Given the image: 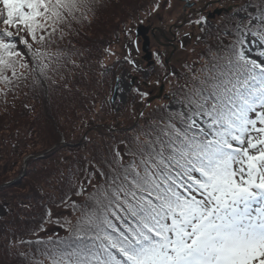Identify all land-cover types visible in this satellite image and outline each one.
<instances>
[{"label": "snow or ice", "instance_id": "snow-or-ice-1", "mask_svg": "<svg viewBox=\"0 0 264 264\" xmlns=\"http://www.w3.org/2000/svg\"><path fill=\"white\" fill-rule=\"evenodd\" d=\"M75 8L76 0H0V80L16 75L22 55L13 29L43 42L47 22ZM237 11L230 41L176 85L165 117L123 151V141L113 144L78 181L77 196L93 189L86 202L61 201L80 214L65 221L67 237L36 241L35 264H264V0ZM32 55L44 73L48 54Z\"/></svg>", "mask_w": 264, "mask_h": 264}, {"label": "rangeland", "instance_id": "rangeland-1", "mask_svg": "<svg viewBox=\"0 0 264 264\" xmlns=\"http://www.w3.org/2000/svg\"><path fill=\"white\" fill-rule=\"evenodd\" d=\"M141 1V3L137 2L134 7H128L125 9V13L129 11L133 12L128 16V18H125L124 22H122V24H125L124 28L126 30L124 31L122 24H120L118 27H116L119 29L118 35H113L112 38V35L110 36V30L115 27L114 22H116L118 19L114 18L113 22L104 25V17L97 16L95 18L93 23L94 28L96 27L98 30L104 26L106 33H99L100 35L94 33V41L98 42L99 40L104 39L105 36L107 40L110 41L107 48L103 50V52L101 51L103 53L101 58H96L94 61L91 60L88 63L84 59L85 57L81 56L79 58V55L72 52H68L70 55L69 56L67 52H59L58 49L53 48L51 51L45 53L48 55H46L47 57L43 62H48L49 68L45 70L42 76L45 77V74L47 75V80L45 81L47 90H51V92L56 94H53V96L48 99L47 103H45V100L40 99L38 100L37 104L36 102L34 104L32 103V106H34L32 107L33 113H35L34 111H37L36 109L41 106L37 112L42 114L40 117L42 128H39L33 123H31L29 127L31 132L37 129L39 138L36 136H28L26 133L28 126L27 122L23 120L14 122V127L11 130L0 135V164L4 162L7 154H9L6 152L7 148L9 147L5 146L9 145L11 147L12 143H16V145L21 146L25 145L21 148L38 147L37 149H40L41 151V147L44 146L41 139L50 134L51 120H47L51 118L49 115L54 113L56 114V118L60 117L61 120L65 119L70 121V116L68 118V115H70V112L76 103V100H71V94H76L77 100L79 99L81 102L77 101L80 108L78 110L76 109L78 113H74L72 118L78 119V124H80V126H84L82 129L78 130L81 135H74V137L79 138V142H76V145H78V143L83 140L85 141V147L81 155L77 157L73 156V152L76 150V148H68L64 144L61 147H58L59 149L55 155H50L46 157L47 159H39L38 162L42 163L44 161L50 166H55L56 168V166L60 167L64 157L70 154L76 159V167L66 172V174L71 172L72 175H70V178H68V176L64 177L66 182L61 183L62 185L63 183L67 184L62 188L64 189L63 191H66L70 187L78 189V181L84 180L89 172H94L93 165L99 167L97 162L102 161L109 154L113 144H119L120 141H123L124 144L120 145L121 148H124L125 145L132 144L135 138L140 135L142 131L147 130V126L149 124L165 117L166 111L171 107H174L173 101L175 97L173 95V91L177 85V81H181L182 83L183 77H187L184 75L186 74L187 70L184 68L185 64L199 61V55L204 54L207 51V48L202 46L203 43L200 44L197 40H195L196 38L194 39L190 36H187L186 38L183 37V33L190 30L188 24H180L185 14V8L187 9V6L184 5L183 0ZM192 1L197 2L199 5L204 2V0ZM217 1H212L209 5L213 6L215 3H217ZM144 3L147 4L145 9L138 11L135 14V10L137 9L135 7L139 6L140 4L143 6ZM222 3L226 7L228 4H230V1L222 0ZM238 3H240V1ZM216 6L218 5H215V7ZM82 10L84 9L82 8ZM144 10H147V13H144ZM230 11L232 10L228 9L223 12L217 17L218 19L210 22L206 28H217L219 27L218 25H220V22L223 25V23L230 17V14H232L231 17L236 15H244L243 12H238L237 10H233L232 13H230ZM99 19H101V22H99ZM139 24H142L143 27H140L142 31L138 33L139 35L137 36L135 35V30H139L137 27ZM68 33L69 31H64L65 36H67ZM92 34L93 32H91V35ZM142 34L147 37L149 43L148 49L152 51L156 60H158L156 61L157 64L152 68H150V66L146 67L147 61L144 58V53L140 48L141 41L137 40V37L140 38ZM178 39H182V41L178 42ZM80 40H82V37ZM157 40L159 42H157ZM210 45L214 46L215 44L210 42ZM85 46L92 49L93 53H98L93 50L91 43L86 44ZM103 46L104 44L98 45L99 49H101ZM72 47H74V50L76 51L82 49V46L79 44H77L76 47L75 45ZM25 52H23L24 54L22 53L23 55H21L19 58V65L16 66V70L19 69L18 71H24V68L20 67V63L27 64L29 62V55ZM41 53L44 52L42 51ZM168 55L169 57L167 58V66H169L170 73L166 78L164 87V93L168 95V98L162 100L163 98L159 97L160 99H154L147 105V99L149 98L148 96L154 95L158 91V84L155 81H158L167 70L163 59ZM206 59L208 58L206 57ZM150 60L151 59H149V61ZM30 61L41 63V61L38 59ZM66 61H68V64ZM132 61H135L136 66ZM201 61L205 62L206 60H203L201 57ZM66 65L67 68H65ZM93 65H95V67L93 68L94 74L92 79H89V77L88 79L83 78V76L87 74V68ZM37 71L40 72V69ZM102 71L103 73H109L111 75L106 81L101 80V78H95L98 76V73ZM115 73L118 75L115 77V79H119V87L116 99H114V102H111L110 97L115 82ZM129 73H134L136 75L138 73L139 77H135L133 74L130 75ZM86 81V85H81ZM143 81L148 83L142 85L141 82ZM51 92H49V94H51ZM141 93H147L148 95L142 97L140 95ZM144 104L146 107H144ZM141 113H143V115H141ZM78 120H76L74 123H77ZM68 123L69 122L66 123L67 131L69 130L67 127ZM76 126L77 125H75V127ZM92 129L94 130L92 131ZM62 135L63 133H61L59 136H55V138H60L62 140ZM40 141L42 144L39 143ZM15 147L11 148L14 149V152H18L20 148L16 149ZM84 167H87L89 172H87L86 175L81 178V169L84 170ZM20 169L21 168L18 166V169L15 168L12 172H10L7 180H12L13 178L17 177ZM22 174L23 173L21 172L18 176H21ZM33 174L40 176V174L37 172H33ZM32 178L34 177L32 176ZM24 179L25 180L23 181H27L26 178ZM32 181L30 180L27 183H33ZM98 181L102 182L103 177H101L99 174H96L93 177V183ZM87 189H90V187H87ZM85 192L82 194H85ZM54 197V200L58 199V196L57 198L56 196ZM22 198L25 201L28 199L26 194H24ZM44 201L45 199L42 197L39 202L41 203ZM29 202L33 203L34 201ZM52 209H55V213H61L62 216H65L67 213V215L69 214L70 218L72 219L76 214L79 213L78 211H73L72 213V211L69 209H65V212L62 211L60 207L56 206H53ZM56 217L61 218L60 216ZM62 231L63 229L61 228L60 224L56 227L50 225L44 231H42L40 235L54 236L60 234Z\"/></svg>", "mask_w": 264, "mask_h": 264}, {"label": "trees", "instance_id": "trees-1", "mask_svg": "<svg viewBox=\"0 0 264 264\" xmlns=\"http://www.w3.org/2000/svg\"><path fill=\"white\" fill-rule=\"evenodd\" d=\"M150 1V0H149ZM141 3V0H76V8L73 10L71 15H68L65 12L64 17L56 24H53L52 21L47 22V28L43 33H38V35L43 34L45 39L43 42L33 41L31 40L24 31L17 32L15 29L14 36L11 38L12 42L17 44V51H20L21 54L25 52L29 55V62L27 63L28 67L24 68V71L16 70V75H12L11 69L7 70L4 75L9 77L8 81L0 80V135L4 132L11 130L14 127V122L23 120L28 123L26 133L29 137L38 136V131L35 129L33 132L30 131L31 123L36 124L39 128H42V123L40 117L42 114L37 112L41 106H39L33 113L32 111V103H38V100H45V103L48 102V99L56 94L51 92V90H47L46 80L47 75L45 77L42 76L44 73L41 71H37L40 69L41 63L30 61L35 60L32 52H35L37 48L40 51L46 53L51 51L53 48L58 49L59 52H72L85 57L84 59L89 63L91 60H95L96 58H101L103 55V50L107 48L109 42L106 38L97 41H94L93 36L94 33H106L105 28H94V20L98 16L104 17V25L113 22L114 18L116 20L115 27L110 30L111 38L113 35H118L119 29L118 27L122 22H124L125 18L133 13L132 11L124 12L128 7H134L136 3ZM246 4V0H243V5ZM146 3L141 6V4L135 8V14L138 11L145 9ZM82 8L84 10H82ZM140 9V10H139ZM131 10V9H127ZM253 9L250 8L249 11ZM147 11V10H146ZM144 10V13H147ZM143 12V11H142ZM230 14V13H229ZM230 17L223 23L220 22L219 27L217 28H206L205 26L201 27L197 31L196 39L202 46L207 48V51L204 54L199 55V61H194V63L185 64L184 68H186V75L188 78H191L192 75L197 74L201 69L202 65L208 61L210 58L209 53L211 50H216L221 47V41L227 44L231 36L224 35L225 32L230 31L232 25L229 21L232 20L233 17ZM221 18V17H220ZM89 22V23H87ZM91 22V23H90ZM101 22V19H99ZM124 31L126 30L125 24H122ZM0 28H3V25L0 24ZM55 29V31H53ZM69 31L68 35H64V31ZM99 31V32H98ZM91 32L93 34L91 35ZM100 35V34H99ZM24 37L28 39L29 44H32V49L29 51L26 45L20 43L18 37ZM127 36V35H126ZM82 37V40L80 38ZM207 41V42H205ZM210 42L215 44L214 46L210 45ZM91 43L92 48L95 52L93 53L92 49L87 48L85 45ZM77 44L82 46V49L76 51L74 50L73 45L75 47ZM104 46L99 49L98 45ZM87 49V50H86ZM57 51V52H58ZM102 51V52H101ZM58 52V53H59ZM24 54V53H23ZM22 54V55H23ZM70 56V55H69ZM47 57V56H46ZM45 57V58H46ZM201 57L205 62L201 61ZM206 57L208 59H206ZM45 61V60H43ZM158 61V60H156ZM68 64V61H66ZM136 66L135 61H132ZM44 63V62H43ZM48 64V62H46ZM157 62H154L150 65V68L154 67ZM19 63L17 64V66ZM78 66V65H76ZM95 65L87 68V76H83L85 79H92L93 77V68ZM67 68V65L65 66ZM120 69V68H117ZM143 71V70H141ZM135 77H139L134 73ZM114 75V70H113ZM96 76V74H95ZM111 75L109 73L99 72L96 79H100L106 81ZM118 76L115 73V77ZM168 77V76H167ZM166 77V78H167ZM187 77H183V82L177 81V84H183ZM162 78V76H161ZM161 78L155 81L158 85L161 81ZM164 80V83L166 81ZM145 84L148 82L144 81ZM144 82L142 85H144ZM87 81L81 85H86ZM173 89V88H171ZM170 89V90H171ZM51 92V94H49ZM71 100H76L74 108L68 115L70 116V121L65 119L61 120L60 117L56 118V114H51V118L47 120H51L50 126V134L45 138H42L43 147L40 149L36 148H21L25 145H16V143H12L11 147H15L16 149L20 148L18 152H14L9 145L5 147L9 154H7L6 159L2 164H0V264H35V261L38 259H42L41 256L37 253L38 248H42V244H37V240L44 241L46 243L51 244L52 242H56L58 238H65L68 235V227L69 225L65 223V221H70L72 224H75L76 217L80 214H76L72 219L70 215L66 213V215L62 216L61 213H55V209H52L53 206L60 207L62 211L65 209L73 210L70 207H67L64 204H61L62 200H66L68 202L76 201L77 204H81L86 202L85 197L89 192H92L93 189H87L85 194H81L79 196L76 195V191L78 189L68 188L66 191H63L62 188L67 183L64 180V177L72 175L71 172H66L72 170L76 167V159L72 157L70 154L64 157L62 165L60 167L50 166L46 162L39 163V159H47L46 157L50 155H55L58 147L62 145H66L68 148H76L73 152L75 157L81 155L84 147L85 141H81L76 145V142H79L78 137H74L75 134H80L78 132L79 129H82L84 126H80L79 120L76 118H72L73 114H77L80 107L78 106V102H81L79 99L77 100L76 94H71ZM164 100V98L162 99ZM148 105V104H147ZM49 106V105H48ZM47 107V106H46ZM144 107L145 104H144ZM45 116V114H44ZM54 118V119H53ZM72 118V119H71ZM78 120L77 123H74ZM4 121V123H3ZM69 130H66V123ZM75 125H77L75 127ZM86 125V121H85ZM94 129H92L93 131ZM62 135V140L60 138L56 139L55 136ZM45 134V133H44ZM81 135V134H80ZM49 138V139H48ZM66 140V141H65ZM39 142L42 144V142ZM123 151L124 148L122 147ZM71 153V152H70ZM101 153V152H100ZM57 162V161H56ZM18 166L21 168L18 175L22 172L21 176L13 178L12 180H7L8 175L15 168L18 169ZM33 172H37L40 176H36ZM89 172L87 167H84V170L81 169V178H83L86 173ZM90 173V172H89ZM32 176L34 178H32ZM26 178L27 181H23ZM32 181L33 183L28 184V181ZM75 189V190H74ZM13 191V192H8ZM58 191V194H57ZM27 195V201L23 200V195ZM58 196L57 200H54V196ZM44 198V202H39L41 198ZM29 201H34L33 203ZM51 211V222H49L47 213ZM66 212V211H65ZM56 216H60L56 217ZM59 221V222H57ZM63 225L61 228L63 231L60 234L54 236H41L40 233L44 231L48 226H58ZM41 225L43 226V230H40ZM48 237H52V242L48 241ZM23 241V242H21ZM20 253H24V255H20Z\"/></svg>", "mask_w": 264, "mask_h": 264}, {"label": "flooded vegetation", "instance_id": "flooded-vegetation-1", "mask_svg": "<svg viewBox=\"0 0 264 264\" xmlns=\"http://www.w3.org/2000/svg\"><path fill=\"white\" fill-rule=\"evenodd\" d=\"M212 1H217V0H204V2L201 5H199L195 1L189 0V2L192 5L191 7H187V9L185 8V14L183 17L185 18V21L182 25L188 24L190 30L188 32H185L184 34H186L187 36H191V38H195L196 35L191 34L192 30H194L195 28H201L203 26L205 27L208 26L210 22H213L214 20L218 19L217 17L220 16L223 12H225L228 9L233 11L238 6V3L236 2V0H227V1H230V4H228L226 7L223 5L222 0H218L217 3H215L213 6H210L209 4ZM215 5H218V6L215 7ZM202 16L206 17V20L204 22L200 24L194 23L196 19L199 20L200 17ZM181 41L182 39L181 40L178 39V42H181Z\"/></svg>", "mask_w": 264, "mask_h": 264}, {"label": "water", "instance_id": "water-1", "mask_svg": "<svg viewBox=\"0 0 264 264\" xmlns=\"http://www.w3.org/2000/svg\"><path fill=\"white\" fill-rule=\"evenodd\" d=\"M184 1H186V4H187L188 6H190V4L187 3V0H184ZM218 12H219V11H218ZM174 27H175V25H174ZM137 31H138V29H136V35H138V34H137ZM157 42H159V41L157 40ZM148 46H149L148 40H147L145 37H143L142 51L144 52V54H145V58H146L147 60L150 58V52H149V50H148ZM168 57H169V55L166 56V58H165V60H164L166 63H167V58H168ZM163 88H164V84L161 82V84H160L159 87H158V91H157V93L154 94V95H151V96L147 99V102H151L152 100L161 97V96H162ZM117 90H118V79L116 78V79H115V83H114V87H113V92H112V95H111V98H110L112 102L114 101V99H115L116 96H117ZM164 97H166V95H165Z\"/></svg>", "mask_w": 264, "mask_h": 264}]
</instances>
